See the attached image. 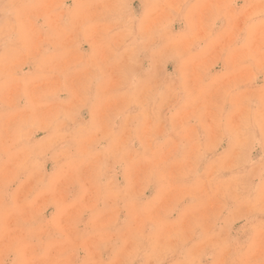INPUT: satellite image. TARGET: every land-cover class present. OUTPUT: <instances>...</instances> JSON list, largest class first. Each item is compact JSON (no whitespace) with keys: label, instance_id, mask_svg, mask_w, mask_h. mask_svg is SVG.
Segmentation results:
<instances>
[{"label":"rangeland","instance_id":"1","mask_svg":"<svg viewBox=\"0 0 264 264\" xmlns=\"http://www.w3.org/2000/svg\"><path fill=\"white\" fill-rule=\"evenodd\" d=\"M0 264H264V0H0Z\"/></svg>","mask_w":264,"mask_h":264}]
</instances>
